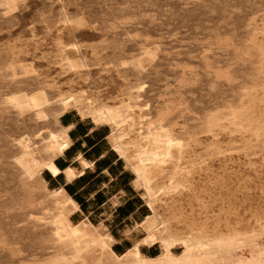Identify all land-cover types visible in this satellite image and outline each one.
<instances>
[{
    "label": "rangeland",
    "instance_id": "rangeland-1",
    "mask_svg": "<svg viewBox=\"0 0 264 264\" xmlns=\"http://www.w3.org/2000/svg\"><path fill=\"white\" fill-rule=\"evenodd\" d=\"M263 28L264 0H0V264H74L67 250L65 260L53 261L61 250L55 225L36 220L53 208L37 170L57 128L54 116L67 106L52 86L56 81L65 89L70 80L77 82L74 97H89L91 79L101 81L109 101L129 96L127 111L144 132L149 127L140 123L142 115L152 116L164 102L181 104L160 131L183 126L186 138L202 129L209 114L227 113L247 89L260 87L250 39ZM258 36L264 43V33ZM217 72L227 76L218 78ZM219 138L224 144L230 139ZM232 147L229 160L213 161L199 149L203 158L180 162L179 175L190 170L197 187L213 174L230 176L229 189L236 190L234 201L243 211L264 202V143L246 144L238 136ZM143 204V218L120 227L128 235L124 245L134 243L136 226L152 213ZM214 204L216 211L223 207ZM74 214L76 222L84 218ZM99 217L90 220L112 234ZM154 246L158 255L160 246ZM244 246L233 253L264 250V231L257 244Z\"/></svg>",
    "mask_w": 264,
    "mask_h": 264
},
{
    "label": "bare ground",
    "instance_id": "bare-ground-1",
    "mask_svg": "<svg viewBox=\"0 0 264 264\" xmlns=\"http://www.w3.org/2000/svg\"><path fill=\"white\" fill-rule=\"evenodd\" d=\"M259 32L264 33V28ZM259 32L251 37L250 45L259 57L260 87L247 89L239 104L231 107L227 113L209 114L202 129L186 138L182 137L183 126H179V131L174 128L173 125L178 127L177 122L172 128L168 127L167 132L160 131L167 128L171 115L180 109L181 104L164 102L151 112L152 116L142 115L140 123L149 127L144 132L137 128L136 120L127 111L126 103L130 97L122 94L116 97L117 101H109L112 98L100 91L101 81H89L92 84L89 86V97H85L84 93H76L77 97H74L73 88L77 83L74 80H70L67 89L57 81L52 85L67 106L54 116L57 128L51 134L45 158L38 164L37 170L53 208L48 211V216L36 220L55 225L61 250L53 261L65 260L67 257L63 250H67L72 255L67 259L74 264H264V250H255L250 256L242 252L233 253L246 244H257V237L264 231V202L241 211L242 204L234 201L236 190L229 189L230 176L213 174L212 178L197 187L192 172L189 170L181 178L178 168L182 161L192 164L202 159L199 149L209 153L212 161L215 158L229 160L232 145L238 136L245 139L246 144L264 143V43L259 39ZM15 47L11 44V49ZM59 56L65 59L63 54ZM80 62L88 75L90 71L85 58L81 57ZM225 76L226 73L217 72L218 78ZM69 110L76 111L82 118H90L96 126L110 127L109 143L123 160L125 168L132 173L133 186L140 191V198L152 212L138 223V237L121 254L113 248L119 240L103 223L95 224L87 215L76 222L72 216L79 210L78 203L63 188H50L42 174L44 171L53 176L62 174L55 159L72 144L68 135L72 126L60 123V117ZM201 133L211 140L203 141L199 136ZM222 134L230 137L226 144L219 138ZM78 160L83 169L80 173L72 167L65 169L68 182L83 173L86 167L93 166L81 154ZM249 164L254 166L251 162ZM238 179L246 183L242 182V176ZM217 201L223 206L218 211L214 204ZM116 204L117 200H114L113 205ZM155 244L160 246L158 255L144 251L145 247ZM178 246L184 247L183 253L178 252Z\"/></svg>",
    "mask_w": 264,
    "mask_h": 264
},
{
    "label": "crops",
    "instance_id": "crops-1",
    "mask_svg": "<svg viewBox=\"0 0 264 264\" xmlns=\"http://www.w3.org/2000/svg\"><path fill=\"white\" fill-rule=\"evenodd\" d=\"M60 123L72 126L68 131L72 144L55 159L62 174L53 176L44 172L43 175L50 187L63 188L78 203L79 210L74 216L78 215L80 219L87 215L91 219L100 214V220L105 218L112 234L119 238L116 243L119 252H123L132 244H123L128 235L122 236L125 228L120 227L136 216L143 218L145 215L142 213L145 206L140 198L141 193L132 184L133 175L112 150L108 126H96L90 118H82L73 110L63 114ZM79 154L91 161L93 166L86 167L83 173L68 182L65 169L72 167L78 173L83 169L79 164ZM113 198L117 199L115 206L112 205Z\"/></svg>",
    "mask_w": 264,
    "mask_h": 264
},
{
    "label": "trees",
    "instance_id": "trees-1",
    "mask_svg": "<svg viewBox=\"0 0 264 264\" xmlns=\"http://www.w3.org/2000/svg\"><path fill=\"white\" fill-rule=\"evenodd\" d=\"M116 250L119 252L118 249H116ZM148 253L151 254V255H156L158 252H156L155 246H153V247L150 248Z\"/></svg>",
    "mask_w": 264,
    "mask_h": 264
}]
</instances>
